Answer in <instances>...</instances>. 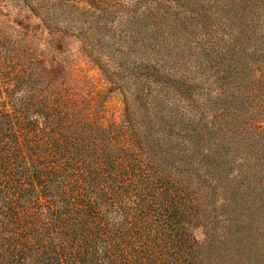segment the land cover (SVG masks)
I'll return each mask as SVG.
<instances>
[{"label":"trees","instance_id":"trees-1","mask_svg":"<svg viewBox=\"0 0 264 264\" xmlns=\"http://www.w3.org/2000/svg\"><path fill=\"white\" fill-rule=\"evenodd\" d=\"M222 1L237 17L225 41L238 58L225 53L216 91L230 89V101L213 111L206 99L190 101L183 80L156 74L177 107L144 105L143 134L118 80L124 116L105 127L51 63L36 69L20 38L0 44V264H264V0ZM229 110L247 121L241 149L221 142L204 152L199 145L227 129ZM154 152L196 186L166 172ZM197 223L210 235L202 258Z\"/></svg>","mask_w":264,"mask_h":264},{"label":"rangeland","instance_id":"rangeland-1","mask_svg":"<svg viewBox=\"0 0 264 264\" xmlns=\"http://www.w3.org/2000/svg\"><path fill=\"white\" fill-rule=\"evenodd\" d=\"M236 19L222 0H0V44L6 45L9 34L20 38L29 56L36 55V69L51 63L53 75L68 79L71 88L91 103L92 114L105 127L120 123L124 116L123 96L111 77L118 80L131 99L133 123L143 134L144 105L169 103L172 114L177 107L175 89L156 86L152 82L156 74L183 80L190 86V101L200 103L206 99L213 111L230 101V89L220 94L216 91L228 59L225 53L229 61L238 58L236 44L227 48L225 41ZM256 73L254 68L251 77ZM37 77L44 78L42 71ZM147 86L149 94L142 91ZM20 93L15 90L13 97ZM209 113L204 114L205 119L210 118ZM225 120L227 129L221 138L212 137L199 145L201 150L214 153L221 142L230 151L241 149L247 121L240 122L242 117L231 110L225 113ZM261 145L258 147L264 148ZM153 158L161 167L172 163L159 152H154ZM166 172L192 188L197 184L181 165L167 166ZM231 173L236 182L238 168ZM208 193L198 192L202 201ZM192 233L202 258L210 235L201 223L193 226ZM230 244L226 241L219 246L228 248ZM248 259L255 261L252 256Z\"/></svg>","mask_w":264,"mask_h":264}]
</instances>
